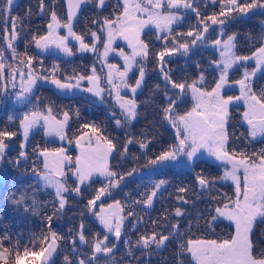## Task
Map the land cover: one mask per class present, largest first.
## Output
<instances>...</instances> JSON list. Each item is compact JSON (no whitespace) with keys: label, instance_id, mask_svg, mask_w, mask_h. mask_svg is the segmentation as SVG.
<instances>
[{"label":"snow or ice","instance_id":"1","mask_svg":"<svg viewBox=\"0 0 264 264\" xmlns=\"http://www.w3.org/2000/svg\"><path fill=\"white\" fill-rule=\"evenodd\" d=\"M15 0H0V20L5 27L4 35L0 40L6 42V47L0 44V81H7L0 87V96L7 93L8 84L12 89H16V79L19 76L20 90L15 92V99L20 104L31 103L34 89L42 81L45 84L54 86L56 92L61 95H70L75 91H85L99 98L100 102L105 101V93L114 101L111 116L117 128H130L132 122L140 116V105L151 101L152 97L160 91V85H153L149 93V99L138 101L137 94L143 92L145 85L146 64L150 55L155 56L159 65L160 73L164 81V95L168 101L167 106L162 108L164 121H167L175 129L174 143L162 149L159 153L148 154L151 141L146 133L142 132L141 137L134 136L131 132L126 133L123 148H119L113 138L104 135V130L100 126L85 123L81 127L89 129L92 135L84 133L75 137V145L79 149V154L73 158L68 155L66 147H59L49 150L48 148L33 149L36 161H33L31 173L37 180L41 190L47 192L51 197L50 203L53 204L51 215L45 214L43 219L45 230L39 237L30 238L27 244L23 245L21 252L22 238H18L12 244V237L8 234L0 235V264H53L52 257L58 253L60 245L65 242V236L52 229V222L65 209L69 203V197L73 194L81 196L82 193L97 183V177L103 178L107 183L95 190V195L87 201L86 207L93 210L97 201L102 196H110L112 190L119 188L126 176L130 177L139 172L141 168L149 169L154 174H160V170L172 167L192 168L194 162L200 158L202 153L214 158L223 168V173L219 177H209L201 170L194 177L195 183L202 192L211 191L218 180L231 181L234 184V196L224 195L222 205L210 208L215 215L211 216L208 223L215 222L218 218H225L235 225L234 233L223 239H187L186 242L179 244L180 253L190 254L195 264H264V248H258V244L253 241L252 233L257 220L264 222V148L258 151L248 152L247 148L237 150L234 146L229 151V143L236 136L235 132L229 133V121L231 119L230 106H237L243 102L244 111L241 119L247 124V139L256 140L257 137L264 138V86L254 88V77L257 74L264 75V33L259 37H250L254 43L259 42L260 46L250 55H238L235 51V43L238 33L227 34L225 26L230 20L238 19L247 15H264V0H202L206 9L209 4H220V11L213 12L207 16L202 15L200 10L201 0H122V11L114 18H104L101 23L100 31L104 33L103 52L99 51L98 42L101 37L96 31L77 34L74 31L73 21L77 17L82 5L93 2V0H67L68 11L66 20L58 17L55 10L51 11V19L47 25L48 31L43 35H33L30 43H34L39 50L46 51L56 48L65 56L74 55L73 48L69 46L71 40L79 43L77 51L92 52L107 68L103 75L97 72L95 64L90 69V74L78 73L75 69L71 74L67 70H61L60 65L53 63L51 68H45L41 62L39 69L34 67V57L20 53L16 48V42L20 36L17 30L18 25H22L23 18L12 16V6ZM98 7L103 8L106 0H95ZM40 11H44L43 0H40ZM195 13L196 24L190 26L187 33L174 32V26H181L187 18V13ZM11 21V31L7 27ZM98 21L93 20L96 24ZM264 27V21H261ZM150 26L162 33L157 36V40H163L165 47L159 53L150 51L149 43L141 38V33ZM214 26H219L221 37L212 41V45L220 49V59L214 60L211 64L215 65L219 76L215 80V86L211 90L202 87L205 77L201 72L197 79L191 83L187 79L179 82L172 78L170 69L166 68V58L173 54L182 52L187 55L192 47L197 46L198 42L204 44L207 41L206 34L215 31ZM65 29L67 34L60 35L59 30ZM90 36L92 43H86L85 37ZM194 37L190 41L180 43V37ZM120 38L127 41L130 53L124 49L113 47L115 41ZM171 40L172 47L167 46ZM10 50L13 63H6V51ZM110 53H116L123 60V65L108 63ZM254 61L255 66L249 69L248 62ZM243 68L239 79L230 80V70L235 72ZM7 70V72H6ZM139 75L134 84H130V74ZM87 82L88 87H83ZM239 86V95H226ZM122 92H130L131 95ZM191 93L195 101L191 110L179 114L176 107L183 102L184 97ZM171 93V95L169 94ZM2 102V101H0ZM37 105L28 112H24L19 119V129L22 130L23 141L20 144L21 151L17 157L9 160L14 166H19L21 162H27L28 152L26 143L30 133L34 129H41L45 136L58 137L61 141L67 140L68 144L73 143L69 139L68 129L75 117L80 119L79 110H63L58 113L62 118H57L53 114V106L45 105L43 109ZM118 108L117 113L115 109ZM14 117L9 116V120ZM15 131L0 130V163L7 159L9 143L13 137L17 136ZM243 135V134H242ZM138 145L141 155L144 156L145 164L133 167L126 173L113 170L110 165V158L119 155L121 159H126L129 155V146ZM134 160L138 161L139 156L133 155ZM27 171V169H25ZM71 181V183H69ZM168 181L160 179L152 184L150 191L146 190L140 194V199L132 201L134 206H143L145 209L154 207V201L162 191L166 190ZM188 192L187 187L177 189L176 199L182 204H188L185 198ZM18 207L23 206L24 211H33L38 214L37 208L40 204L33 193L31 204L28 203L29 197L26 193H10L9 196ZM215 199V198H213ZM125 205L119 200L107 205L105 208L100 206L99 211H93L99 224L105 230L103 237L94 234L89 242L85 235L84 224L81 223L76 236L80 243L89 244L92 249L91 257L78 259L76 264H93L100 257L97 254H104L110 257L116 243H110V235L116 241L122 237L124 221L127 217L137 216V213L128 211L125 216ZM174 216L182 218L185 212L181 207L174 209ZM168 214H162L161 219H167ZM199 219V217H198ZM142 220L137 216V223ZM153 228L158 226V221H152ZM136 225H133L135 227ZM169 231L163 234L153 230L150 234H141L133 245L131 241L125 240L128 245L127 255L134 256L133 249L151 251L153 245L160 249L170 239H181L180 220L167 225ZM191 222L189 223V228ZM73 232L69 230V234ZM75 241V236L72 237ZM5 242L12 244V247H4ZM31 245V247L29 246ZM39 245V249H37ZM75 244L73 251H75ZM64 264H73L69 257H64ZM107 264V260L105 261ZM180 264H183L181 261Z\"/></svg>","mask_w":264,"mask_h":264},{"label":"trees","instance_id":"2","mask_svg":"<svg viewBox=\"0 0 264 264\" xmlns=\"http://www.w3.org/2000/svg\"><path fill=\"white\" fill-rule=\"evenodd\" d=\"M39 0H18L16 5L12 8V14L15 16L23 18L22 25H18V31L20 32V42L23 38L24 31V21L26 13H28V33L31 35L32 33L38 34L44 28L43 18L44 14L39 13ZM44 2V0H43ZM110 2V1H109ZM44 4V9L46 2ZM94 4H86L82 9L81 20L84 21L90 17V13L92 11L91 8L94 9ZM111 7V4L107 5ZM212 9H217L220 11V4L217 3L214 6L209 4ZM208 6V7H209ZM104 8L107 10V8ZM200 10L205 9L203 6V2L199 5ZM207 7V8H208ZM206 8V9H207ZM109 11V10H107ZM38 15L35 18V13ZM44 13V11L42 12ZM195 13L189 12L187 13V18L182 22L181 26L175 27L173 35L176 32L187 33L190 29V26L194 25L191 21ZM35 20L37 21V25L35 24ZM261 21H264V15L259 14V11L256 15H247L238 19L230 20L227 22L225 26V32L227 34L238 33L235 43L237 45L235 51L238 55H250L257 47L260 46L259 42L254 43L250 37H259L262 33H264V27L261 25ZM5 25L2 20H0V37L4 35L3 29ZM9 28V26L7 25ZM43 28V29H42ZM215 31H210L206 34L207 41L204 44H200L198 42L197 46L192 47L187 55H183L182 52H178L173 54L171 57L166 58L167 64L166 68L170 69V74L172 78L177 82L187 79L189 83L192 80L196 79L202 72L205 80L204 84L207 90H211L212 87L215 86L213 83L216 75H219L217 70H215V65L211 64L213 56H217L219 54V48L214 47L212 45V41L217 38L223 39L225 36L221 37L219 26H214ZM161 33L155 34L146 33V36L142 38L146 43H149L150 51L152 53H157L156 46L161 47L165 45V42L162 40H157V36H160ZM194 37H180V43H184L186 41H190ZM20 42L18 45H20ZM0 44H3L5 47V41L0 40ZM167 46L172 47L171 41ZM157 47V48H158ZM20 48V46H19ZM29 51V48H28ZM31 54V52H30ZM34 59L37 60V57L34 54ZM7 60L6 63H14L12 61V57L9 56V50L6 51ZM219 60V59H218ZM75 61H72L73 64ZM69 61L65 64L67 65ZM79 64V63H77ZM80 65V64H79ZM254 61L248 62V67L251 69L254 67ZM71 68L70 66H68ZM243 68L232 72L230 70V80H235V77H238L242 74ZM214 77V78H212ZM240 78V77H239ZM254 88L258 86H264V75L257 74V77L253 78ZM159 84L160 91L157 92L151 99L150 102L140 105L139 111L140 116L137 120L132 122L130 128H117L115 126L114 120L111 116V107H96V108H84L79 104L81 100H77L74 96L73 100L67 98L64 100L65 103H68L70 108H75L79 110L80 116H88L87 120L80 117V119H76L73 117L70 123V132L73 134L80 132L83 128L78 127L80 122L82 123H91L96 126H100L104 130V135L109 136L114 139V142L117 143L119 148H123V144L126 139V133L131 132L136 137H141V133L144 132L147 135V138L151 141V144L148 148V154L151 155L153 152L158 153L162 150L163 142L165 146L168 144L167 142L173 141L174 129L171 125L162 119L163 112L162 108L167 106V99L164 95V81L162 74L159 70V65L157 63V59L155 56L150 55L147 61L146 66V75H145V85L142 93L137 94L138 101H145L149 99V93L152 89L153 85ZM41 87L49 91V87L47 84H41ZM239 88L238 86H234L232 90H230L231 95L238 94ZM230 92H227L226 95H229ZM49 94V93H48ZM171 95V93H169ZM54 96L49 100L52 102V99L56 101ZM59 100V98H57ZM191 99L190 92L184 97L182 106L178 105L176 107V111L179 114H183L186 103ZM13 104L10 101L6 100L5 106L0 114V124L3 123V119L5 118L6 110H10ZM18 108V105H16ZM116 111L117 108H116ZM83 114V115H82ZM238 123L237 126H233L235 129H232L234 132L240 131L238 134V139L232 138L234 142H238L239 140H243L247 137V133H245V129L241 122ZM241 123V126L239 124ZM16 124V123H15ZM230 125V124H229ZM17 126V124H16ZM231 130V131H232ZM231 131L229 133H231ZM17 132V131H16ZM17 136H21V132H17ZM243 134V135H242ZM37 134L36 136H39ZM50 141V139H48ZM159 140V141H158ZM163 140V141H162ZM230 140V141H231ZM35 140L32 142L29 141L26 143V151L28 152V160L27 162H21V164L17 167L12 163L8 165L5 164V170L2 171L0 177V235L8 234L12 237V244L16 242L18 238H22V245L20 251H23V245L27 244L29 239H35L40 236L41 232L45 230L44 223V215H51L53 210V204L50 203L52 197L45 191L41 190L40 186L37 183V180L33 177L31 173V167L33 161H36L37 157L33 154V149H30L28 144H33ZM46 142V139L40 135L38 142ZM162 141V142H160ZM21 141L18 139L14 140L11 145H9V149L7 151V155L14 159L16 155H18V149L20 148ZM49 144V142H48ZM154 147V148H153ZM133 155L139 156V160L136 161L132 157ZM14 157V158H13ZM145 157L141 155V150L138 145L129 146V155L126 159H121L119 155H116L110 158V165L115 168V171L119 172H128L133 167H139L145 164ZM205 163L206 158L202 156L200 159H197ZM202 164L200 167H202ZM27 169V171H25ZM175 169V168H174ZM173 168H164L160 170V174H154L149 169L141 168L139 172L134 173L132 176L125 178L122 185L119 188L112 190V194L110 196H102L93 210H89L86 205L87 201L91 199L95 195V190L104 186L103 178H96L97 183L91 185L90 188H87L81 196H75L73 194L69 197V203L66 205L63 212L55 218L52 222V229L59 232L61 235L65 236V242L60 245V249L58 253L54 254L52 257L53 264H64V257H69L70 260L73 261V264H76L78 259H86L91 257L92 249L89 244H84L79 242L78 236H76V231L79 230V226L81 223L84 224L85 235L88 238L89 242H91V238L94 234L99 233L100 237H103L105 230L103 226L99 224V220L95 215H93V211H96L99 203L101 201H109L111 199L119 200L122 205H125L124 215H127L128 211H135L137 216H142V220L140 223H137V220L134 222V217H127L124 221V228L122 230V237L119 241H116L114 236L110 235V243H116L117 247L114 249L113 254L110 257H105L104 254H97L100 259L98 261H93V264H105L107 260V264H173L177 257V242L185 241L188 236L197 235L199 229V221H198V208L199 204L202 201L206 207L204 206V213L207 215L210 213V208L215 203H219L223 194L217 191L214 193L213 191L203 192L206 193V197L201 193L195 198L194 188H190L188 186L192 185L194 182L193 173L189 171L187 168L183 169L181 172H174ZM168 172L171 174L170 180L171 183L166 185V190L162 191L157 199L154 201V207L151 209H145L143 206H134L132 204L133 200L139 199L141 193L149 190L150 179L153 176H161L163 173ZM71 183V181H69ZM170 186V187H169ZM180 187H187L188 192L185 198H193L192 203L182 204L179 202L177 197V189ZM149 188V189H148ZM150 191V190H149ZM10 193H16L19 196L20 193H26L29 197L28 203L31 204V198L33 193H35V198L40 202L37 208L38 214L33 211H24L23 206H17L13 203L12 199L9 198ZM218 193V194H217ZM215 198V199H213ZM188 200V199H187ZM178 203L180 205H186V211L184 217L176 218L174 216V209ZM167 212L168 218L161 219L162 214ZM180 220V231L182 233L181 239H170L162 246L160 249H156L155 245L152 246L151 251L143 250L147 253V258L145 263L139 262V252L141 249L134 248V256H128L127 250L124 246V239L130 236L132 244H135V241L141 234H150L153 230L160 231L163 234H167L170 230L167 225L171 223H175V221ZM158 221V226L154 229L152 221ZM191 222V227L189 228V223ZM133 225H136L133 227ZM264 227V226H263ZM72 229L73 232L69 234V230ZM226 227L224 225L218 226L215 230L209 229L208 232L216 234L218 237L224 233H226ZM75 236V241H73L72 237ZM264 240V238H263ZM12 244L5 242L4 247H12ZM75 244L76 250L73 251V245ZM31 247V245H29ZM264 248V242L258 243V248ZM39 249V245H37V249ZM181 254V253H179ZM185 259L184 264H192L190 259L187 257L185 253L181 254ZM25 264H28V259H25Z\"/></svg>","mask_w":264,"mask_h":264},{"label":"rangeland","instance_id":"3","mask_svg":"<svg viewBox=\"0 0 264 264\" xmlns=\"http://www.w3.org/2000/svg\"><path fill=\"white\" fill-rule=\"evenodd\" d=\"M51 1H53V9L56 11V13H57V15H58V17L59 18H61L62 20H66V18H67V12H66V4H62V1L61 0H51ZM110 1V2H109ZM249 2H250V0H249ZM94 4L95 6H94V9L93 8H91L92 9V11H91V13H90V17L89 18H87L86 17V19L83 21L84 23H85V27H83V26H81L80 25V22H79V20H80V17H79V19H78V21H76L75 23H73L74 24V31H76L77 32V34H84V33H89V32H91V31H96L97 32V34L101 37V41L100 42H98V47H99V51L100 52H103V39H104V33L102 32V31H100V28H101V23H102V21H103V19L104 18H114L120 11H122V0H106V4H105V6L103 7V8H100V7H98L97 6V4H96V2H95V0H93V2H91V3H88V4ZM109 4H111V7H108L107 5H109ZM85 6V5H84ZM83 6V7H84ZM106 7H108L107 8V10H109V11H107V10H105L104 8H106ZM211 6H209L207 9H203V10H201L202 11V15H204V16H207V15H209V14H211V13H213V12H219V10H217V9H212V8H210ZM48 5H46V8L44 9V12L45 13H47V11H48ZM51 10V9H50ZM49 13H48V18H47V16H44V18H43V23L44 24H46V30H45V33H43V34H46V32L48 31V29H47V25H48V23L50 22V19H51V11H48ZM82 12V11H81ZM81 12H80V14H81ZM193 17L194 18H192L191 19V21H192V23L193 24H196V16L195 15H193ZM93 20H97L98 22L96 23V24H93L92 23V21ZM82 22V23H83ZM37 23V21L35 20V24ZM37 25V24H36ZM45 26V25H44ZM44 28V27H43ZM42 28V29H43ZM62 30V31H61ZM186 30H190V29H186ZM42 31V30H41ZM60 31H61V33H63L64 35H66L67 34V32H66V30L65 29H60ZM44 32V31H43ZM182 32H183V30H182ZM146 33H150V34H155V36L158 34V33H160V32H158L155 28H154V26H150L148 29H145V31L143 32V36H146ZM39 35H43V34H40V33H38ZM32 35H36V33H33ZM161 35H162V33H161ZM33 37V36H32ZM141 38H142V33H141ZM227 38V36H225L223 39H226ZM143 39V38H142ZM161 42H162V40H160ZM171 40H169L168 42H167V44L169 45V42H170ZM85 42L86 43H89V44H91L92 43V39L90 38V36H86L85 37ZM5 44H6V42H5ZM3 45V44H2ZM69 46L70 47H72L73 48V51L74 52H76V50L79 48V43L77 42V41H74V40H71V38H70V43H69ZM113 47H115L116 49H117V51H119V49H124V51L126 52V53H130L131 52V49L129 48V46H128V44H127V41H124L123 39H120V38H118L116 41H115V43L113 44ZM158 46H156V47H154V48H156V51H157V53H159L161 50H163V48L165 47V45H162L161 47H158ZM20 53H24L25 52V50H20L19 48L17 49ZM30 50L28 51L27 50V54L29 55V56H33V55H31L30 54ZM32 53V52H31ZM89 54H90V58H91V62H90V64H91V66H90V68L87 66V68L85 69V71H83V73L82 72H79L78 70H80V69H78V68H76V71L78 72V73H81V74H85V75H89L90 74V69H91V67L93 66V64H95L96 65V67H97V72L99 73V74H101V75H103V73L104 72H106L107 71V68L106 67H104L103 65H102V63H101V61L97 58V56L95 55V54H93L92 52H88ZM33 54V53H32ZM34 57V56H33ZM37 57V56H36ZM215 57V60H218V59H220V49H219V54L217 55V56H213L212 57V59ZM42 57H40V58H38L37 57V59H38V64L36 65V68L37 69H39L40 68V66H41V62H42V64H43V66L45 67V68H51V66H52V64L53 63H56V61L54 60V59H49V60H44L43 58L41 59ZM34 61H35V59H34ZM34 61H33V63H34ZM213 61H214V59H213ZM78 62H74L73 64H68L69 66H74V65H78L77 64ZM108 63H113V64H118V65H123V60H122V58H120L116 53H110L109 54V58H108ZM14 64V63H13ZM15 65V64H14ZM146 66H147V64H146ZM81 71V70H80ZM217 72H218V70H217ZM218 74H219V72H218ZM138 75H139V73H138V71L135 73V74H130V79H129V83L130 84H134V82H135V79L138 77ZM242 75V74H241ZM241 75L240 76H238V77H235L236 79H239V77H241ZM218 76L219 75H216V78H218ZM198 77H196V79H197ZM212 78H214V77H212ZM235 79V80H236ZM215 78H214V81H213V83H215ZM17 83L19 84L20 83V80H19V76L17 75ZM205 83V82H204ZM203 83V85H202V87L203 88H205V90H207L206 89V86H205V84ZM0 86H1V84H0ZM89 85L87 84V82H84V84H83V87H88ZM238 88H239V86H238ZM12 90H14V89H12V87H11V84H8V92H7V95H6V97H7V100H8V98H9V95L11 94V92H12ZM20 90V89H19ZM19 90H17V91H19ZM16 91V92H17ZM228 92H230V91H228ZM124 94H127V95H131V93L130 92H122V95H124ZM240 93H239V91H238V94H236V95H239ZM80 95L82 96V97H86L85 99H83L82 97H79L80 98V100H81V103L79 104L81 107H84V108H91V106H93V103H96V102H99L100 104H108L110 107H111V111L113 110V104H114V101L112 100V98L111 97H109L108 95H107V93H105L104 95H105V101L103 102V103H101L100 102V100H99V98H97V97H95L93 94H91V93H89L88 95H87V92H85L84 94L82 93H80ZM229 95H231V92L229 93ZM15 96V95H14ZM190 96H191V93H190ZM235 96V95H234ZM65 99H67V98H64L63 100L61 99V98H59V100L58 99H56V101L55 100H53L52 99V102H49L48 100H44V98H42L41 100H39V104H38V106L41 108V109H43L44 107H42V105L44 106V104H46V105H48V104H51L52 106H53V114L54 115H57V118L59 119V118H62L60 115H58V113H60V112H62L63 110H70V111H74V109L75 108H70V106L68 105V103H64V100ZM68 99H70V100H73V98L72 97H68ZM42 100H43V102H42ZM78 100V99H77ZM194 103H195V101L192 99V96H191V99H190V101L189 102H187L186 103V108H185V110H184V112H186V111H189V110H191V108L194 106ZM182 104H184V103H182ZM182 104L181 103H179V105L180 106H182ZM32 105H37V100H35V99H32L31 98V103H28L27 105H26V107H24V112L25 111H28L27 109L28 108H32L33 109V106ZM32 106V107H31ZM117 110L118 111H116V109H115V111L118 113L119 112V109L117 108ZM245 109H244V105H243V102L241 101V102H239V104L237 105V106H230V109H229V111H230V114H231V119H230V121H229V132L232 130V129H235L233 126H237L238 125V123H236V122H240V117L242 116V113H243V111H244ZM183 112V113H184ZM22 115L23 114H21V115H11V113L9 114V113H7L6 115H5V118L3 119V123H1L0 124V130H7V131H21L20 129H19V127H18V125H19V119L22 117ZM83 115V114H82ZM235 115V117H233ZM9 116H12V117H14V119H12V120H9ZM81 118H83V119H86L87 120V118H88V116H80ZM240 119V120H239ZM17 124V126H16V124ZM86 123H88V122H86ZM242 123V122H241ZM241 123L239 124V126H241ZM83 124H85V123H82V122H80V124L78 125V127H80V128H82L81 126L83 125ZM242 127V126H241ZM244 127V126H243ZM244 129H245V127H244ZM240 131H236L235 132V134H236V136L234 137V139H238V134L241 132V130L242 129H239ZM42 130L41 129H34V130H32V132L30 133V136H29V139H28V141L27 142H29V141H33V140H35L34 142H33V144L31 143V144H28L27 146H30V149H35V148H37V147H39L40 149H43V148H48L49 150H51V149H55V148H59V147H66L67 149H68V155H71L73 158H75V156L76 155H78L79 154V149L76 147V145H75V137L76 136H80V135H82V134H84V133H88V135H92V133L90 132V130L89 129H82L80 132H77V133H75V134H73L72 135V133L70 132V130H68V136H69V139H72L73 140V143L71 144V145H69L68 144V142H67V140H64V141H61L58 137H48V136H45L44 135V133H43V131L41 132ZM233 132V130L231 131V133ZM245 133H247V131L245 130ZM37 134H40V135H42L45 139H46V142H38L39 141V137H40V135L39 136H36ZM175 135V129H174V134H173V136ZM240 135V134H239ZM21 136H22V132H21ZM16 139H18L19 141H23V136H22V139H21V137L20 136H15V137H13L10 141H7L8 143H9V145H11V143L14 141V140H16ZM48 139H50V141L48 140ZM233 139V140H234ZM233 140H231L230 141V143H229V148L230 149H232L235 145L233 144V143H238V142H234ZM159 141V140H158ZM163 141V140H162ZM162 141H160V142H162ZM48 142H49V144H48ZM168 144L165 146V144H164V142H163V146H162V149H164V148H167V146L168 145H170V144H172V143H174V137H173V141H168L167 142ZM154 148V147H153ZM122 150V149H121ZM18 152H20L21 151V148H19L18 150H17ZM161 151V150H160ZM258 151V150H257ZM159 153V152H158ZM157 153V154H158ZM201 156H204V158H206V156H207V154L206 153H202V155ZM16 157H17V155H16ZM14 158V157H13ZM9 160H11V158L7 155V159L4 161V162H2V163H0V177H1V174H2V171H4L5 170V164L6 165H8L10 162H9ZM199 164H204V162H202V161H199ZM113 168V170H115V168L114 167H112ZM172 168H174V167H172ZM175 168H181L182 170L185 168V167H180V166H177V167H175ZM186 168H188V167H186ZM189 169H191L192 171H193V175H196L197 173H199V171L197 170L198 168L197 167H192V168H189ZM117 172H119V170L117 171ZM120 173H123V172H120ZM124 173H126V172H124ZM164 177H166V175L163 173L161 176H153V177H151V178H153V179H150L151 181H150V186H149V188L151 189V186H152V184L154 183V182H156V181H159L160 179H164ZM99 178V177H98ZM101 178V177H100ZM167 178V177H166ZM168 179V178H167ZM104 180V179H103ZM168 181V183H171L170 181H172V180H170V179H168L167 180ZM104 183H107V181H105L104 180ZM194 183V182H193ZM192 183V184H193ZM170 187V186H169ZM188 187H190V186H188ZM148 188V189H149ZM213 188L214 189H216V190H218L217 189V187H216V184L213 186ZM149 189V190H150ZM197 190L195 189L194 190V193L196 194L195 195V198L197 199V196H198V193L199 192H196ZM214 193H216V191H214ZM218 194V193H217ZM227 196H229V197H232V196H234V193H232L231 191H229L227 194H226ZM141 197L139 196V199H140ZM186 199H188V201L189 202H191L192 203V200H193V198H186ZM114 201H116V200H114V199H111V200H109V201H101L100 203H99V206L97 207V209H96V211H99V208H100V206L101 205H103L105 208H107V205H109V204H112ZM179 204H181V203H178L177 204V206L176 207H180L181 205H179ZM213 206V205H212ZM182 207H184V209H185V207H186V205H182ZM125 216H126V214H125ZM142 217V216H141ZM98 219V218H97ZM137 220V216H135L134 217V222ZM234 231H235V228L233 229ZM191 239H197V237H192ZM199 239H205V238H203V237H200ZM220 239H223V238H220ZM125 240H131V238H130V236H128V237H126L125 239H124V241ZM182 242V241H181ZM181 242H177V244H178V248H179V244L181 243ZM183 242H185L184 240H183ZM188 257V256H187ZM190 259V258H189ZM176 264H178V261L176 262Z\"/></svg>","mask_w":264,"mask_h":264},{"label":"flooded vegetation","instance_id":"4","mask_svg":"<svg viewBox=\"0 0 264 264\" xmlns=\"http://www.w3.org/2000/svg\"><path fill=\"white\" fill-rule=\"evenodd\" d=\"M62 1V4H64V1ZM16 2H18V0H15L14 2V5L12 6V8L16 5ZM39 2V1H38ZM46 4L48 5V8L49 10L51 9L54 10L52 7H53V1L51 0H45ZM40 4V2H39ZM86 5V4H85ZM84 5H82L83 7ZM81 7V8H82ZM81 10V9H80ZM79 10V11H80ZM82 14V12H81ZM81 14L79 12V14L77 15V17L74 19L73 23H75L76 21H78L79 17H80V20H81ZM38 15L35 13V18L37 17ZM79 20V22H80ZM80 25L81 26H84V22L81 23L80 22ZM62 31V30H61ZM61 31L59 30V33L60 35H64L63 33H61ZM45 32H42L41 34H43ZM33 35H30V39H28V44L27 43H23V41L21 40L20 42V36L16 42V48H18L19 46H21V48L23 49H28L30 48V51L34 53L35 56H37L38 58L39 57H42L44 60H49V59H54L56 61L57 64L60 65V68L61 70H67V71H71V69L69 67H61L62 65H64L67 61L69 62H72V61H76L78 59H83L84 58V63L83 65L84 66V70L87 68V66L89 67V65H87L85 62H87L86 58H87V55H88V52H84V53H81L79 51L76 50V52H74V55L71 56V57H67L65 56L62 52H60L58 49L56 48H51V49H48L46 51H41L39 49H37L35 47V44L34 43H30L31 40H32V37ZM20 42V45H18ZM27 42V41H26ZM81 70V69H80ZM78 70L79 72H82L83 71L81 70ZM7 72V70H6ZM17 85V84H16ZM52 90H51V94H54L58 97H61V99L65 98V96H73L74 94H82L84 93L83 91H75L73 94H70V95H61V94H58L54 88V86H52ZM89 93L87 92V95ZM45 96H49L47 95V91L44 90L42 87H41V82L38 84V86L34 89V95L31 97L32 99H35L37 100V98H39V100H41L42 98H44ZM12 101H16L15 99V96L13 95L11 98H10ZM16 103V102H15ZM13 104V103H11ZM34 106V105H32ZM31 106V107H32ZM17 106H15L14 104L12 105V107L10 108V111L8 112L9 114L11 113V115H21L24 113V107H26V105H24L23 107H21L20 109L19 106L18 108H16ZM96 107H107L106 104H100V103H96L94 104L93 106H91V108H96ZM28 111H31L32 108H28L27 109ZM28 111H25V112H28ZM235 117V115L233 116ZM241 119V117H240ZM239 119V120H240ZM240 122H242V125L245 127V130L247 131V124L246 122L242 121V119L240 120ZM247 136H248V133H247ZM235 145V147L237 148V150H240V149H243V148H247L248 152L251 153L252 151H257L261 148H264V138H261V137H257L256 140L254 141H249L247 139V137H245L243 140H239L238 143H233ZM229 151H231V149L229 148ZM202 156H200L201 158ZM199 158V159H200ZM201 164H199V160H196L193 164V167H197L198 171L200 172L201 170L204 171V173L206 175H208L209 177H219L222 175L223 173V168L219 165V162L215 161L214 158H211V157H208L206 156V161L204 163V165L202 167H200ZM175 168V167H174ZM173 168V169H174ZM189 171H191L193 173V171L189 168H187ZM182 171L181 168H175L174 169V172L176 171ZM166 175V177L168 179H170L172 176V172L171 174H169L168 172L164 173ZM194 174V173H193ZM166 177H164V180H168ZM195 175H193V179H194ZM171 182V181H170ZM216 187L217 189H219L223 194L225 193H228L229 191H231L232 193H234V184L229 180V181H221V180H218L217 183H216ZM190 188H194L196 189L197 191L196 192H199L198 195H200L201 193L203 194L204 197H206V193H203L199 186L195 183V180H194V183L192 185H190ZM214 192V191H218L214 188H212L211 192ZM206 192V191H204ZM224 202V197L222 198V200L219 202V203H215L213 204L212 206V209H214V207L218 206V205H222ZM180 205V204H179ZM177 206V205H176ZM204 206L206 207V205L201 201L200 204H199V208H198V221H199V229H198V235H197V238H200V237H203L205 239H220V238H227L230 234L234 233V228H235V225L234 223H232L231 221H228L227 219L225 218H218L215 222H212V223H208V221L211 219V216L212 215H215V212L214 211H211L209 214H205L204 213ZM182 208V210L185 212V214L187 213L186 211V208L184 209V207L180 206ZM176 208V207H175ZM255 223V227H254V230H253V233H252V237H253V241L255 244H258L259 242H264L263 238H264V222L260 221V220H257ZM220 225H224L227 229H226V233L220 235L219 237L216 235V234H213L211 232H208L209 229H216L218 226ZM140 257H139V262L140 263H145L146 261V258H147V253H145L143 250H141V252H139L138 254Z\"/></svg>","mask_w":264,"mask_h":264},{"label":"water","instance_id":"5","mask_svg":"<svg viewBox=\"0 0 264 264\" xmlns=\"http://www.w3.org/2000/svg\"><path fill=\"white\" fill-rule=\"evenodd\" d=\"M65 1H66V12H67L68 11V5H67V0H65ZM5 82L6 81H1V87L3 86V84H5ZM4 99H5V95L0 96V101H2V102H0V113H2L1 109H2L3 105L5 104Z\"/></svg>","mask_w":264,"mask_h":264},{"label":"bare ground","instance_id":"6","mask_svg":"<svg viewBox=\"0 0 264 264\" xmlns=\"http://www.w3.org/2000/svg\"><path fill=\"white\" fill-rule=\"evenodd\" d=\"M83 9V8H82ZM82 9H81V11H82Z\"/></svg>","mask_w":264,"mask_h":264}]
</instances>
